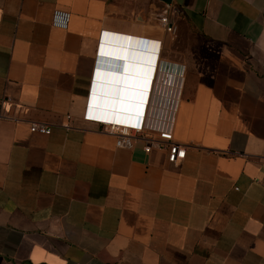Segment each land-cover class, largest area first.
<instances>
[{"label": "crops", "instance_id": "obj_1", "mask_svg": "<svg viewBox=\"0 0 264 264\" xmlns=\"http://www.w3.org/2000/svg\"><path fill=\"white\" fill-rule=\"evenodd\" d=\"M101 29L161 38L178 163L83 120ZM0 264H264V0H0Z\"/></svg>", "mask_w": 264, "mask_h": 264}, {"label": "built area", "instance_id": "obj_2", "mask_svg": "<svg viewBox=\"0 0 264 264\" xmlns=\"http://www.w3.org/2000/svg\"><path fill=\"white\" fill-rule=\"evenodd\" d=\"M161 31L173 38L176 34V26L164 21L160 25ZM112 30L101 29L94 66L92 69L88 92L85 100L82 118L85 121L99 124L105 131L112 134L117 147L132 148L136 143H141L145 153L153 150L164 151L169 163L176 164L185 157V147L173 137L171 122L154 123L157 116L150 114L151 95L155 83L160 79V75L166 74L167 69H163L161 58L162 40L160 37L139 35L135 36L141 40L143 56L140 61L134 62L137 66L138 84L134 87L135 97L133 108L124 113L109 115V109L100 107L93 89L101 84V74L107 71L106 52L109 49L108 40ZM141 64L139 65V63ZM31 131L49 133L50 127L42 121H32Z\"/></svg>", "mask_w": 264, "mask_h": 264}, {"label": "bare ground", "instance_id": "obj_3", "mask_svg": "<svg viewBox=\"0 0 264 264\" xmlns=\"http://www.w3.org/2000/svg\"><path fill=\"white\" fill-rule=\"evenodd\" d=\"M121 56L124 55L122 54ZM126 60L127 59L125 58L124 67L123 63L121 64L119 73L110 71V73L106 72L105 74H101V78L99 79L101 80V84L92 91L95 94L100 107H102L103 109L111 110L109 111V115L114 113V116H116L117 113L120 114L128 112L133 108V99L135 97L136 91V89H134L133 87H135L138 82L136 81V79L132 80V78H135L138 75V72L136 73L134 70H129L128 67L136 69L135 65H132V63H135L132 60H130L131 62ZM140 64L141 62L139 63V65ZM111 80L112 86H116L118 87V89L116 92H113V98L109 99V97L105 96V88L111 83ZM105 98H108V103Z\"/></svg>", "mask_w": 264, "mask_h": 264}, {"label": "water", "instance_id": "obj_4", "mask_svg": "<svg viewBox=\"0 0 264 264\" xmlns=\"http://www.w3.org/2000/svg\"><path fill=\"white\" fill-rule=\"evenodd\" d=\"M163 1H165L166 3H169L171 0H163ZM134 35L139 37V35H136V34L118 32V31H112L110 33V38L108 40L109 49L107 50L105 54L106 56V66L105 67L107 68V71H106L107 73L108 72L110 73V71L119 73L120 66L122 64L121 60H124L123 58H126L127 59L126 61H129V62H131L130 60H132L133 62H137L141 60V57L143 56L141 40L139 38L134 37ZM122 54L124 56H121ZM119 57H122V58H119ZM132 65H135L136 69H138L136 64L132 63ZM134 79H137V78L133 77L132 80ZM117 89L118 87L112 86V80H111V83L105 88L106 90L105 96L109 97V99L113 98L112 97L113 92H116ZM105 100L107 101L108 98H105Z\"/></svg>", "mask_w": 264, "mask_h": 264}, {"label": "rangeland", "instance_id": "obj_5", "mask_svg": "<svg viewBox=\"0 0 264 264\" xmlns=\"http://www.w3.org/2000/svg\"><path fill=\"white\" fill-rule=\"evenodd\" d=\"M172 39L173 40L171 41L173 44H176L181 39L183 41V44H180V46H184L187 49L186 52L187 51L191 52L195 50H203L204 52H206L207 50L205 41L202 38H200L197 34L193 33L192 31L184 30L182 32V35H180L179 37L178 30H177V33Z\"/></svg>", "mask_w": 264, "mask_h": 264}]
</instances>
